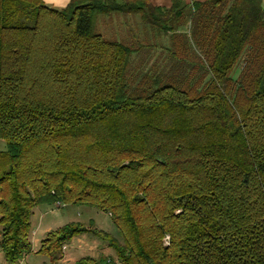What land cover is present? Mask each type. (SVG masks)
<instances>
[{
	"label": "trees",
	"instance_id": "obj_1",
	"mask_svg": "<svg viewBox=\"0 0 264 264\" xmlns=\"http://www.w3.org/2000/svg\"><path fill=\"white\" fill-rule=\"evenodd\" d=\"M114 16L165 44L106 38L97 21ZM0 140L8 264L32 253L31 219L47 204L96 209L119 232L51 231L37 254L52 264L86 234L116 259L74 264H264L261 1L0 0Z\"/></svg>",
	"mask_w": 264,
	"mask_h": 264
},
{
	"label": "rangeland",
	"instance_id": "obj_2",
	"mask_svg": "<svg viewBox=\"0 0 264 264\" xmlns=\"http://www.w3.org/2000/svg\"><path fill=\"white\" fill-rule=\"evenodd\" d=\"M115 17L116 16L113 18ZM116 18L117 20L106 17L99 18L97 21L98 32L102 33L106 38L111 40L123 39L126 41L128 37L133 38L134 36H138L139 38H137L143 43L146 42L145 44H155L156 46H159L160 43L165 44V37H160L159 39L157 35L154 36L150 34L149 31L145 32V37L143 33L139 34V20L135 21V19H127L132 17L125 16H117ZM121 18L126 19L122 20ZM154 53L151 55V62H157L160 64L163 63L164 58L162 51L156 49ZM146 56V53L139 55V58H136V63H134V65L138 66L141 60ZM240 72L241 69L238 68L234 72L233 77L235 79L238 78ZM9 165L10 159L7 152L6 143L3 140H0V176L9 169ZM90 221L95 223L96 228L119 238V232L114 227L109 215L96 209L87 207L63 206L59 204L42 205L34 210V215L31 219L32 229L37 230L41 240L46 237L49 231L57 230L69 223H82L87 225ZM32 241H35L34 232H32ZM103 254L116 259L115 252L108 248L105 243L93 237L92 235L86 234L82 237L75 238L71 244L67 245L63 262L60 261L59 264H70V262H72L74 259H76L74 261H77L87 256L99 257ZM47 260H49L48 257L29 254L19 264H45L48 262Z\"/></svg>",
	"mask_w": 264,
	"mask_h": 264
},
{
	"label": "crops",
	"instance_id": "obj_3",
	"mask_svg": "<svg viewBox=\"0 0 264 264\" xmlns=\"http://www.w3.org/2000/svg\"><path fill=\"white\" fill-rule=\"evenodd\" d=\"M44 1L49 7H52V8H55V9H64L70 4V2L72 0H44ZM111 1H116L118 3H122V2H125L127 0H111ZM147 1L149 3H151L153 6H155L157 8H163V9L170 8L173 5V3H174V0H147ZM206 1H210V0H184V3L186 5L190 6L193 3H195V2H206ZM260 1H261V4H262V7L264 9V0H260ZM111 19L117 20L116 17L115 18H111ZM121 19L125 20L126 18H121ZM127 19H132V20L135 19V21L136 20L138 21V18H127ZM125 25H126V22H125ZM52 231H54V230H52ZM32 232H34V240H35L34 242L32 241ZM49 232H51V231H49ZM82 236H80V237H82ZM30 239H31V243H32V253H30V254L38 255L37 252H38V250L40 248L42 240L40 239L39 234L37 233V230L32 229ZM66 247H67V245L65 246V251H66ZM65 251H64V253H65ZM49 260H47L48 262H46L45 264H52L51 261H49ZM74 260H76V259H74ZM74 260L72 262H70V264H74L75 262L78 261V260L77 261H74ZM62 262H63V260H62ZM0 264H8V262L6 261V259H5V257H4L2 252L0 253Z\"/></svg>",
	"mask_w": 264,
	"mask_h": 264
},
{
	"label": "built area",
	"instance_id": "obj_4",
	"mask_svg": "<svg viewBox=\"0 0 264 264\" xmlns=\"http://www.w3.org/2000/svg\"><path fill=\"white\" fill-rule=\"evenodd\" d=\"M168 240H169V238L166 239V243H168ZM1 252H2V251H1V247H0V253H1Z\"/></svg>",
	"mask_w": 264,
	"mask_h": 264
}]
</instances>
